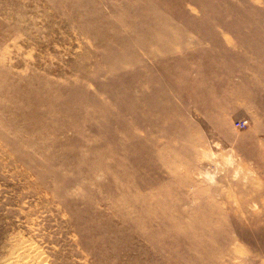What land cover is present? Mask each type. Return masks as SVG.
Instances as JSON below:
<instances>
[{
  "label": "rangeland",
  "instance_id": "1",
  "mask_svg": "<svg viewBox=\"0 0 264 264\" xmlns=\"http://www.w3.org/2000/svg\"><path fill=\"white\" fill-rule=\"evenodd\" d=\"M34 263L264 264V0H0V264Z\"/></svg>",
  "mask_w": 264,
  "mask_h": 264
},
{
  "label": "built area",
  "instance_id": "2",
  "mask_svg": "<svg viewBox=\"0 0 264 264\" xmlns=\"http://www.w3.org/2000/svg\"><path fill=\"white\" fill-rule=\"evenodd\" d=\"M247 124V119H237L236 121H235V125L237 126V127H243V126H245Z\"/></svg>",
  "mask_w": 264,
  "mask_h": 264
},
{
  "label": "bare ground",
  "instance_id": "3",
  "mask_svg": "<svg viewBox=\"0 0 264 264\" xmlns=\"http://www.w3.org/2000/svg\"><path fill=\"white\" fill-rule=\"evenodd\" d=\"M29 248V247H28ZM17 250V249H16ZM20 250V248L18 249V251ZM30 249H28V251H29ZM17 252V251H16ZM26 252V251H25ZM32 252V251H31ZM31 252H29V253H31ZM28 253V252H27ZM31 255V254H30ZM35 255L36 256H38L36 253H35ZM39 257V256H38ZM30 258V257H29ZM35 258H37V257H35ZM22 259V258H21ZM35 264V263H34Z\"/></svg>",
  "mask_w": 264,
  "mask_h": 264
}]
</instances>
